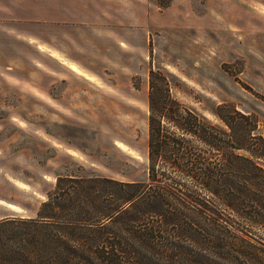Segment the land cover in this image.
I'll return each instance as SVG.
<instances>
[{
  "label": "rangeland",
  "instance_id": "1",
  "mask_svg": "<svg viewBox=\"0 0 264 264\" xmlns=\"http://www.w3.org/2000/svg\"><path fill=\"white\" fill-rule=\"evenodd\" d=\"M5 4L0 220L35 217L60 176L146 182L154 76L157 99L169 88L221 129L228 127L219 114L253 115L252 134L264 138V0ZM254 159L264 167L263 156ZM236 175L241 189L246 174ZM262 182L240 193L231 216L245 243L264 251Z\"/></svg>",
  "mask_w": 264,
  "mask_h": 264
},
{
  "label": "trees",
  "instance_id": "2",
  "mask_svg": "<svg viewBox=\"0 0 264 264\" xmlns=\"http://www.w3.org/2000/svg\"><path fill=\"white\" fill-rule=\"evenodd\" d=\"M154 79L148 180L60 176L35 217L0 220V264H262L231 216L240 193L264 181L253 115L219 114L228 129L218 128L169 88L157 99Z\"/></svg>",
  "mask_w": 264,
  "mask_h": 264
},
{
  "label": "crops",
  "instance_id": "3",
  "mask_svg": "<svg viewBox=\"0 0 264 264\" xmlns=\"http://www.w3.org/2000/svg\"><path fill=\"white\" fill-rule=\"evenodd\" d=\"M22 2H24V3H22ZM4 3H2V4H4ZM0 5H1V0H0ZM4 6H27V0H6V4ZM16 216H19V215L11 214V215L6 216L4 218L16 217ZM4 218H1V219H4Z\"/></svg>",
  "mask_w": 264,
  "mask_h": 264
}]
</instances>
